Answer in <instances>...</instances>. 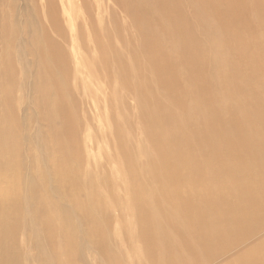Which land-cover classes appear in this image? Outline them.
I'll list each match as a JSON object with an SVG mask.
<instances>
[{
	"label": "bare ground",
	"instance_id": "1",
	"mask_svg": "<svg viewBox=\"0 0 264 264\" xmlns=\"http://www.w3.org/2000/svg\"><path fill=\"white\" fill-rule=\"evenodd\" d=\"M108 1L106 24L83 10L65 36L0 0V264H264V36L232 32H264V0ZM149 73L170 108L196 93L160 141L146 100L121 113Z\"/></svg>",
	"mask_w": 264,
	"mask_h": 264
},
{
	"label": "rangeland",
	"instance_id": "2",
	"mask_svg": "<svg viewBox=\"0 0 264 264\" xmlns=\"http://www.w3.org/2000/svg\"><path fill=\"white\" fill-rule=\"evenodd\" d=\"M18 3V6L20 4L21 7H27L28 11H30V16L34 19L37 20V24H39L41 26V29L44 33L48 32V33H53L56 34L58 32H62L64 33V35L66 36L68 30V19H70L71 23L75 24V26H77V24L82 22V12L83 10H87V9H92L96 10L95 11V15H94V20L95 22V28H99V23L104 25V22L106 24L107 20L109 21V15H111L110 10H112V5L110 4V2L108 0H88L91 1L93 3V6L91 8H88L86 6L83 5V0H54V7L56 9V14L55 19H52L51 16V12H49V9L45 3L44 0H15ZM63 1V2H62ZM216 4L218 5V0L215 1ZM74 3V5H73ZM63 6L64 9L66 11H69L71 13L70 18L68 17V14H66V12H64L65 10L61 7ZM70 6V7H69ZM72 6V7H71ZM74 7V8H73ZM80 7V8H79ZM252 8V6H249ZM99 9V10H98ZM98 10V11H97ZM22 13L21 10H18L17 8V19L20 17V14ZM97 13V15H96ZM99 15V19L97 20V16ZM116 20L114 26H110V29H115L116 33L118 34V37H115L114 34H112V37L114 40H116V44L118 46H120L121 48L124 47V33L125 31H123V27H127L129 25H124L123 24V19H121L119 17V15L115 16ZM255 18H259V20L261 19L260 16L256 17L255 15H250V19L252 21L255 20ZM24 19V18H23ZM74 20V21H73ZM56 21L59 26H55L53 24V22ZM99 21V22H98ZM101 21V22H100ZM101 25V26H102ZM55 26V29L53 28L51 30V28ZM243 26V25H242ZM259 27V26H257ZM96 28V29H97ZM261 28H254L253 30L251 28L245 30L244 28H242L239 31H232V32H238L242 37H244V41L252 43L253 41H255L253 38H259L261 36H264V32L260 30ZM120 35V36H119ZM64 36V37H65ZM133 37V35H132ZM54 38L59 39L58 36L54 35ZM36 40V39H35ZM82 48V47H81ZM83 49V48H82ZM84 50V49H83ZM130 57H132V54H130ZM144 58L143 56L140 55V58ZM147 63V62H146ZM148 65V64H147ZM222 70L218 73H215L214 76V81L216 86L222 88V91H213L212 92V96L214 94V92L217 93V97L219 98L225 91L226 92H230L232 91V85L235 82H231L225 79V75H226V68L225 66L222 64ZM242 64L240 62H236L235 63V67H241ZM153 68L152 66L148 65V69ZM255 68L253 70H248L247 73L250 74L252 72H254ZM83 74L85 76H88L87 80L89 79V75L88 73L83 70ZM87 73V74H86ZM92 77L90 76V79ZM93 80V78H92ZM89 81V80H88ZM146 81H148L151 84V91L149 90H143L142 91V97L139 98L138 95L134 96L136 99V102H132V98L133 97H128V95H126L125 97V108L122 109L123 114H126L127 112H135L137 108V112L140 109V107L138 106L141 103H143V100H146L147 102V108L146 110L150 111L152 113V117L147 115H144V122H142L143 124V129L147 132V136L148 133H151L152 135H155V133H161L162 136L159 139L163 140L166 139V134L168 133V117H170V120L176 124V130L178 129H182L185 128L187 126V123L190 120V109L194 106L197 105V102L194 101L196 98V93L195 92H191L189 95H187L183 100H182V107H172L170 108L168 106V102L170 104H176V103H172L169 100H167L164 97H161L160 94V87H159V83L157 82L158 79L157 77H155L152 74H147L146 75ZM47 83H44L43 85L46 86ZM88 84V89H90L89 91L91 92V94L93 93L94 95L97 93L96 89L92 90V88H98L100 87V85L95 86V85H91L89 87V83ZM94 84V83H93ZM87 86V85H86ZM94 86V87H93ZM65 85L63 83H60V85H57L56 87V92L59 94L60 92H65L64 91ZM262 87L259 88V92L263 93L264 91H261ZM93 91V92H92ZM122 92V91H120ZM124 93V92H123ZM17 94H19V92H17ZM97 96H99V93L97 94ZM230 98H225L223 100H221L220 102H218V105H221V107H218V109H223L228 103H230V106L232 103H234V101ZM146 103H143V105H145ZM159 115H162V118L159 117ZM101 116V115H100ZM145 116L147 117V119H145ZM104 117L103 115L100 117V122L98 124H101V122H105L104 121ZM152 145H154L151 141H149ZM162 146L167 145L169 142H159ZM178 147L175 148H171V150H176ZM165 154H167V156L169 158H171V155L168 154V152L166 150L163 151ZM172 159V158H171ZM183 169H179V171H182Z\"/></svg>",
	"mask_w": 264,
	"mask_h": 264
}]
</instances>
